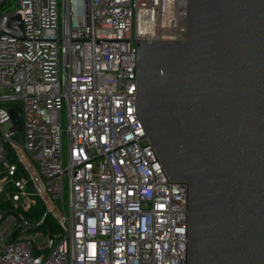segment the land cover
<instances>
[{
	"label": "built area",
	"instance_id": "built-area-1",
	"mask_svg": "<svg viewBox=\"0 0 264 264\" xmlns=\"http://www.w3.org/2000/svg\"><path fill=\"white\" fill-rule=\"evenodd\" d=\"M187 12L0 0V264H188L189 184L136 112L137 39H185Z\"/></svg>",
	"mask_w": 264,
	"mask_h": 264
},
{
	"label": "water",
	"instance_id": "water-1",
	"mask_svg": "<svg viewBox=\"0 0 264 264\" xmlns=\"http://www.w3.org/2000/svg\"><path fill=\"white\" fill-rule=\"evenodd\" d=\"M136 43V112L189 184L188 264H264V0H188L185 39Z\"/></svg>",
	"mask_w": 264,
	"mask_h": 264
},
{
	"label": "trees",
	"instance_id": "trees-1",
	"mask_svg": "<svg viewBox=\"0 0 264 264\" xmlns=\"http://www.w3.org/2000/svg\"><path fill=\"white\" fill-rule=\"evenodd\" d=\"M13 207H14V204L11 202L10 199L0 197V213H7L8 211H11ZM37 209H38V212L42 211V209L39 210V206L37 207ZM29 216H31V214H29Z\"/></svg>",
	"mask_w": 264,
	"mask_h": 264
}]
</instances>
